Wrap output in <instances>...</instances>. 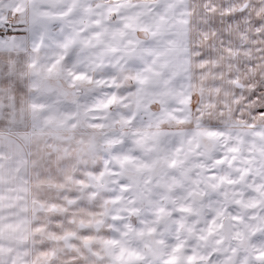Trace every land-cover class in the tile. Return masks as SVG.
Masks as SVG:
<instances>
[{
	"label": "clouds",
	"instance_id": "9594fccd",
	"mask_svg": "<svg viewBox=\"0 0 264 264\" xmlns=\"http://www.w3.org/2000/svg\"><path fill=\"white\" fill-rule=\"evenodd\" d=\"M0 264H264V0H0Z\"/></svg>",
	"mask_w": 264,
	"mask_h": 264
}]
</instances>
